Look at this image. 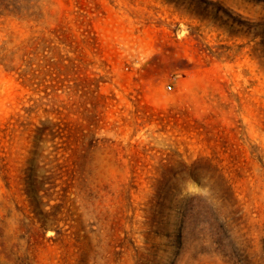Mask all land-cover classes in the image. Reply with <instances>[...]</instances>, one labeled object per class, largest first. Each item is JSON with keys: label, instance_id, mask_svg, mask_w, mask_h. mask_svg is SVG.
<instances>
[{"label": "rangeland", "instance_id": "obj_1", "mask_svg": "<svg viewBox=\"0 0 264 264\" xmlns=\"http://www.w3.org/2000/svg\"><path fill=\"white\" fill-rule=\"evenodd\" d=\"M0 264H264V0H0Z\"/></svg>", "mask_w": 264, "mask_h": 264}]
</instances>
